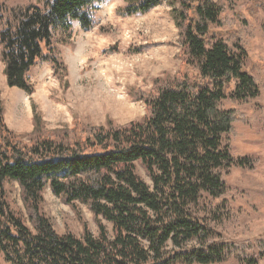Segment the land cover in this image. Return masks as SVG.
I'll list each match as a JSON object with an SVG mask.
<instances>
[{
	"label": "trees",
	"instance_id": "1",
	"mask_svg": "<svg viewBox=\"0 0 264 264\" xmlns=\"http://www.w3.org/2000/svg\"><path fill=\"white\" fill-rule=\"evenodd\" d=\"M106 0H38L0 3V62L9 87L34 92L28 73L50 62L66 75L58 44L73 22L93 27L90 9ZM122 16L144 14L166 2L180 41V69L157 78L149 92L133 89L146 115L139 121L45 129L33 106V128L17 134L5 124L0 96V254L5 264H260L264 239L230 242L221 227L234 215L224 197L233 167L253 170L258 159L234 157L226 136L239 120L226 100L248 103L260 96L245 69L244 38L225 16L233 0H122ZM253 5L264 11V0ZM244 20V16H243ZM264 30V24H262ZM62 36V38H60ZM24 137L28 138L23 141ZM140 165L152 185L137 173ZM16 182L25 213L5 190ZM46 189L66 204L79 202L94 216L95 236L60 234L42 212ZM215 203L216 201H219ZM112 224V235L102 220ZM255 249V250H254Z\"/></svg>",
	"mask_w": 264,
	"mask_h": 264
},
{
	"label": "rangeland",
	"instance_id": "2",
	"mask_svg": "<svg viewBox=\"0 0 264 264\" xmlns=\"http://www.w3.org/2000/svg\"><path fill=\"white\" fill-rule=\"evenodd\" d=\"M256 1L263 2L233 0L241 15L232 9L225 12V16L234 20L226 29L231 28L235 35L244 38L245 69L257 79L261 91L258 98L248 103L222 102L223 108L235 109L240 115L232 133L226 136L231 153L234 157H253L259 161L253 170L233 167L224 177L228 186L224 200L235 213L221 227V232L230 242L240 245H253L264 239V30L261 27L264 11L259 5L253 8ZM4 2L37 4L38 0H0ZM123 5L122 0L95 4L89 10L93 18L89 30L73 22L69 36L58 44L66 75L58 79L50 62H39L28 73L34 85L32 94L9 87L4 65L0 63V96L5 107V124L10 130L17 134L31 132L33 106L47 130L71 127L75 119L86 126H105L109 121L123 125L146 115L145 104L134 101L131 92L137 88L149 92L157 78H172L179 71L178 28L166 2L147 13L129 16L117 13ZM27 139L24 137L23 141ZM136 173L152 185L138 164ZM5 190L12 207L24 214L17 183L7 181ZM42 212L60 234L72 232L81 238L85 223L98 235L93 213L85 205L66 204L50 189L44 192ZM102 221L112 235V224ZM0 264H5L2 254ZM221 264L238 262L231 259ZM260 264H264V258Z\"/></svg>",
	"mask_w": 264,
	"mask_h": 264
},
{
	"label": "bare ground",
	"instance_id": "3",
	"mask_svg": "<svg viewBox=\"0 0 264 264\" xmlns=\"http://www.w3.org/2000/svg\"><path fill=\"white\" fill-rule=\"evenodd\" d=\"M21 116H26V115L21 114Z\"/></svg>",
	"mask_w": 264,
	"mask_h": 264
},
{
	"label": "crops",
	"instance_id": "4",
	"mask_svg": "<svg viewBox=\"0 0 264 264\" xmlns=\"http://www.w3.org/2000/svg\"><path fill=\"white\" fill-rule=\"evenodd\" d=\"M1 63V65H4L2 62H0Z\"/></svg>",
	"mask_w": 264,
	"mask_h": 264
}]
</instances>
